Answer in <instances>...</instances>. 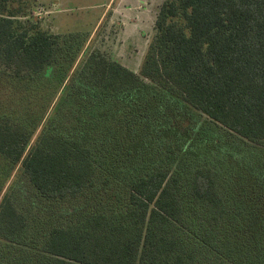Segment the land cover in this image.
Returning a JSON list of instances; mask_svg holds the SVG:
<instances>
[{
	"label": "trees",
	"instance_id": "1",
	"mask_svg": "<svg viewBox=\"0 0 264 264\" xmlns=\"http://www.w3.org/2000/svg\"><path fill=\"white\" fill-rule=\"evenodd\" d=\"M9 2L0 264H264V0H164L138 72Z\"/></svg>",
	"mask_w": 264,
	"mask_h": 264
},
{
	"label": "rangeland",
	"instance_id": "2",
	"mask_svg": "<svg viewBox=\"0 0 264 264\" xmlns=\"http://www.w3.org/2000/svg\"><path fill=\"white\" fill-rule=\"evenodd\" d=\"M164 0H10L18 19L49 34L80 32L131 70L138 72L154 36ZM98 30V31H97Z\"/></svg>",
	"mask_w": 264,
	"mask_h": 264
}]
</instances>
